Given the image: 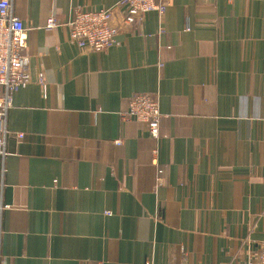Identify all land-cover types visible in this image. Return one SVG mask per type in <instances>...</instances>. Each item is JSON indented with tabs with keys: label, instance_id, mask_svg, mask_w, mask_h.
<instances>
[{
	"label": "crops",
	"instance_id": "0c3cea01",
	"mask_svg": "<svg viewBox=\"0 0 264 264\" xmlns=\"http://www.w3.org/2000/svg\"><path fill=\"white\" fill-rule=\"evenodd\" d=\"M119 1L12 0L30 80L5 115L0 264H243L264 249V0H167L105 50L69 41L74 6L121 25ZM140 92L157 139L120 120Z\"/></svg>",
	"mask_w": 264,
	"mask_h": 264
},
{
	"label": "built area",
	"instance_id": "2783aa9c",
	"mask_svg": "<svg viewBox=\"0 0 264 264\" xmlns=\"http://www.w3.org/2000/svg\"><path fill=\"white\" fill-rule=\"evenodd\" d=\"M167 6V0H120L115 8L123 11L121 25L114 21L113 7L92 9L86 6H74L73 15L67 21L69 41L82 51H102L116 42V35L123 26H134L143 21V17L156 11L162 14ZM57 25L55 18L50 16L46 22L47 29ZM27 30L12 9V0H0V154L4 155L7 129L5 115L11 106V93L29 83L30 72L27 55ZM39 82L40 78H39ZM125 110L119 113L120 120H134L144 125L145 131L154 139L159 136L158 99L147 93H136L129 97ZM18 137L22 134L18 133ZM120 144V140L114 141ZM144 264H155L145 261ZM166 264H187L185 262ZM243 264H264V249L258 248L252 252Z\"/></svg>",
	"mask_w": 264,
	"mask_h": 264
}]
</instances>
